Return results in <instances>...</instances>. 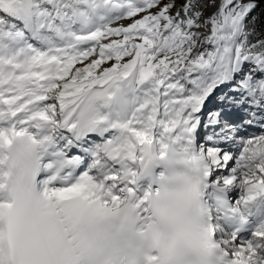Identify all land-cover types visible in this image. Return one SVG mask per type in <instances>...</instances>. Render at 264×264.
Wrapping results in <instances>:
<instances>
[{
  "label": "snow or ice",
  "instance_id": "obj_1",
  "mask_svg": "<svg viewBox=\"0 0 264 264\" xmlns=\"http://www.w3.org/2000/svg\"><path fill=\"white\" fill-rule=\"evenodd\" d=\"M264 0H0V264H264Z\"/></svg>",
  "mask_w": 264,
  "mask_h": 264
},
{
  "label": "trees",
  "instance_id": "obj_2",
  "mask_svg": "<svg viewBox=\"0 0 264 264\" xmlns=\"http://www.w3.org/2000/svg\"><path fill=\"white\" fill-rule=\"evenodd\" d=\"M252 15L259 17L258 26L264 28V2L260 4V7Z\"/></svg>",
  "mask_w": 264,
  "mask_h": 264
}]
</instances>
